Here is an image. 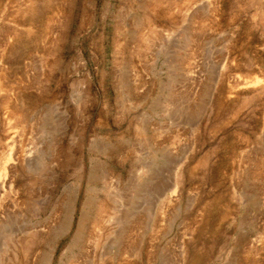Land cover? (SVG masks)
Instances as JSON below:
<instances>
[{
	"label": "rangeland",
	"instance_id": "rangeland-1",
	"mask_svg": "<svg viewBox=\"0 0 264 264\" xmlns=\"http://www.w3.org/2000/svg\"><path fill=\"white\" fill-rule=\"evenodd\" d=\"M0 264H264V0H0Z\"/></svg>",
	"mask_w": 264,
	"mask_h": 264
}]
</instances>
